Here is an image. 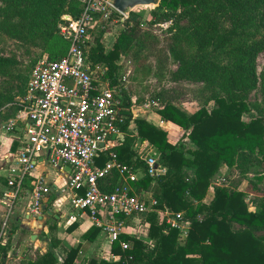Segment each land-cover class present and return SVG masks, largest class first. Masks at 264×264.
<instances>
[{
	"label": "trees",
	"instance_id": "1",
	"mask_svg": "<svg viewBox=\"0 0 264 264\" xmlns=\"http://www.w3.org/2000/svg\"><path fill=\"white\" fill-rule=\"evenodd\" d=\"M81 10L80 0H0V34L31 47L49 49L47 57L58 59L68 49L59 30L62 16L76 17ZM153 17L154 22L173 20L169 52L178 64L170 71L176 84L154 96L163 105L157 112L163 120L184 128L193 147L173 143L165 129L144 118L136 119L137 137H125L116 151L119 160L129 165L135 161V143L146 139L158 152L157 163L165 167L156 185L146 173L134 183L138 190L151 189L157 201L153 210L141 217L149 223L153 246L123 234L120 240L132 242L131 247L123 250L120 241L114 242L112 252L120 258L101 264H264V197L256 209H250L242 191L215 186L212 200L204 203L221 166H237L241 156L255 157L257 153L264 162V118L258 114L244 119L251 111L248 94L258 82L257 57L264 50V33L258 40L248 29L257 23L264 29V0H161ZM184 19L186 26L176 28V22ZM136 39L145 46L156 44L155 36L142 34L139 14L131 12L110 50L100 36L89 42L88 60L92 67L104 65L102 78L110 86L120 85L122 67L116 61ZM164 59L167 54L164 58L157 51L159 73L165 67ZM16 63L15 58L0 56V73L10 76ZM182 80L198 86L187 88L178 84ZM26 82L19 77V92L9 93L8 101H17V95L24 97ZM187 94L200 104L192 114L177 107L181 95ZM21 107L23 104L17 108ZM127 114L132 118L131 112ZM187 167L194 168L193 178L187 174ZM111 181L116 182V175ZM165 207L184 212L189 230L183 243L178 241V230L160 222L158 211ZM99 232L100 228L92 225L84 238L93 240ZM9 250V240L7 244L0 242V264H6ZM77 253L78 248L71 249L65 264H72ZM56 263L50 249L22 262Z\"/></svg>",
	"mask_w": 264,
	"mask_h": 264
},
{
	"label": "built area",
	"instance_id": "2",
	"mask_svg": "<svg viewBox=\"0 0 264 264\" xmlns=\"http://www.w3.org/2000/svg\"><path fill=\"white\" fill-rule=\"evenodd\" d=\"M80 1L81 13L76 17L64 14L59 24L60 34L68 42L66 53L58 59L43 56L35 62L26 82L22 110L0 127L1 136L17 129L24 131L16 158L7 168V185L0 196L4 208L0 221L1 244H7L10 239L11 217L23 182L35 169L43 152L47 153V162L53 168L67 170L66 187L71 192L72 208L100 228L111 246L120 241L123 250L129 249L131 245L121 241V235L129 236L131 222L133 224L137 217L147 214L157 204L151 190H138L134 185L146 173L153 178L154 186L156 178L165 171V167L157 163L155 147L146 139H138L135 161L129 165L119 160L116 151L125 137H137L132 104L126 105L129 101L127 79L132 69H123L126 58L121 55L116 61L122 67L120 85L112 87L108 81L96 79L97 72L104 66L92 67L87 53L95 16L108 17L117 12L128 18L131 9L121 12L112 5V0ZM172 24V19L156 21L154 32L171 33ZM162 106L157 99L142 105L150 110ZM127 112L132 113V118L128 119ZM115 175L116 182L112 183ZM221 181L210 186L226 182L225 178ZM50 191L46 177L37 178L31 192L32 216L38 217L44 212V199ZM158 215L161 223L178 230L179 241L186 239L189 222L182 211L165 207ZM140 226L146 227L145 237L149 225L146 221L139 224V231ZM136 236L140 238L141 233L137 231ZM58 253V264H64L66 255ZM9 259L20 263L23 260L21 249L12 247L7 254Z\"/></svg>",
	"mask_w": 264,
	"mask_h": 264
},
{
	"label": "rangeland",
	"instance_id": "3",
	"mask_svg": "<svg viewBox=\"0 0 264 264\" xmlns=\"http://www.w3.org/2000/svg\"><path fill=\"white\" fill-rule=\"evenodd\" d=\"M155 8L156 6L149 5L136 6L134 9L129 11V14L131 12L139 14V20L142 26V34L144 35L145 33L151 36L153 35V37L155 36L156 40V44L154 45L151 43L150 47L149 45L145 46V43L140 39H136L130 46V49L124 53L126 63H123V69H132V72L127 79V93L131 104H134L135 106H142L145 103L150 102L154 99V96L160 93L163 89L169 88L170 86L176 84L175 81L172 80L170 73V71L176 70L178 66L173 56L169 52V44L171 42L172 33L158 35L154 32L153 12L155 11ZM186 24L187 21L185 19L179 20L176 22V28L180 26H186ZM126 26L127 18H124L122 15L111 14L107 17L103 14H98L91 23L90 36L92 40L100 36L105 44L106 50L108 51L112 48L120 31ZM248 32L253 38L259 40L264 33V29L261 27L260 23H257L249 28ZM157 51H160L164 55V58L165 54H167V59H164L165 67L162 68L160 73L158 70ZM49 53V49L31 47L29 45L20 43L5 34H0V56L15 58L17 60V63L10 70V76L0 73V127L7 119L18 115L22 110L17 108L22 104V96L17 95V101L15 102H10L7 99L9 93L18 94L19 91L17 86L19 85V77H23L28 80L32 65L43 56H48ZM100 70L101 71L97 72V80H103L102 74L104 73L103 71H105V67L101 68ZM257 72V85L248 94V102L251 106V111L244 115L246 120L255 118L258 114L262 115L264 118V50L259 51L257 57ZM179 83L184 84L187 86V88L198 86L197 83L187 80H182L178 82V84ZM179 100L195 101L192 99L190 94L181 95ZM139 113L142 116L144 111H139ZM136 121L137 120L134 119L135 124H137ZM260 159V153H257L255 157L241 156L237 166H234L233 169H226L224 171L219 170V172L215 174L213 181L220 182L223 178H225L226 182L223 183L224 185L220 186L237 190L240 188V190L245 195V200L248 199L246 202L249 205V208L256 209L258 200L264 197V162L260 161ZM255 178L258 179V183L253 180ZM242 179L251 180V182L254 184L249 183L247 186L245 185L246 188H244L243 191L241 186H239ZM250 191L255 192L256 196L251 197L248 195L247 192ZM205 198L209 199L207 194ZM204 203H206L205 200ZM206 204H208V202ZM2 214L3 212L0 214V221ZM138 222H140L139 224L145 223L144 220H141V217H137L133 221V224L132 222L131 225L129 224V236L138 238L136 236V232L138 231V233H141V236L138 239H141L144 245L146 244L148 247L153 246V241L148 236L149 228L147 230V235L144 237V231H146V227L140 226L141 231H139L140 229L138 227ZM50 223L52 227L51 229L53 230L48 234L41 230L43 227L39 231L30 230L29 232H25L18 226L11 225L12 232L9 239L10 249H12V247L21 248L25 261L40 256L42 252L50 249L57 258V264L59 254L58 250H62L65 255H68L70 250L73 248H78V253L72 264L75 262L76 264H101L102 261L113 262L120 258L119 255H116L112 252V248H109L106 236L103 234L100 235V232L93 240L88 241L84 238V234L89 230V227L84 233H82V235L81 233L79 234L82 241L75 244V241H73L72 238L67 239V234L72 233L77 228L79 224L78 222H73L71 220L69 221L68 218H65L63 222L58 223L56 220L54 221L49 219L42 226H48ZM33 232L34 234H37L41 240V244L38 243L37 246L34 244L37 242V238L32 240L29 238V233ZM84 240L86 241L85 243L83 242ZM70 242L73 243L71 244ZM89 243H98V248L94 249V247L90 246ZM179 243H183V241H179ZM129 244L132 245V242H129ZM84 245L86 246L83 248L81 253V247ZM77 258H79V260H76ZM6 264H12V261H8Z\"/></svg>",
	"mask_w": 264,
	"mask_h": 264
},
{
	"label": "crops",
	"instance_id": "4",
	"mask_svg": "<svg viewBox=\"0 0 264 264\" xmlns=\"http://www.w3.org/2000/svg\"><path fill=\"white\" fill-rule=\"evenodd\" d=\"M131 106L133 108L135 119L140 118L141 114L139 113V111H144L141 118H144L148 120L149 122H152L156 126L165 129L167 132V137L169 141L173 143L182 142L186 148L193 147L191 141L186 135L187 134L186 130L171 121L163 120L160 114L157 112V110L155 111L152 109L151 110L145 109L141 105L135 106L134 104H132ZM177 107L183 110L184 112H186L187 114H192L196 110H198L200 106L198 102L196 101H181L177 103ZM23 134H24L23 130L17 129L11 132L10 134H7V136L0 135V196H1L3 189L7 185V178H6L7 168L11 165V163H13L14 159L16 158ZM155 151L158 157V152L156 148H155ZM233 168L234 166L228 167L226 165H223L221 166L219 170L224 171L226 169H233ZM66 171H67L66 169L57 170L53 168L47 162V153L43 152V154L39 157L38 162L36 163L35 169L25 178L23 182L21 192H20V198L16 206L14 207V210L12 213L11 225L18 226L20 229H22L25 232H29L30 230L39 231L43 227L41 230L44 233L48 234L50 231L53 230L51 229L52 228L51 223L48 226L47 225L42 226L44 223H46L49 219H52L54 221L56 220L59 223V222H63L65 218H68L69 221L70 220L73 222L75 221V222H78L79 224L72 233L67 234V239L72 238V240L75 241L74 242L75 244L82 241L81 236L79 234L81 233L82 235V233H84L93 224L87 217L81 216L76 210L72 208L71 203H70L71 192L66 187L67 186ZM186 171L190 178H193L195 176V170L193 167H187ZM41 176L46 177V181L50 185L51 191L44 199V207H45L44 212L41 214V217L40 216L37 217V216H32V214L30 213V206L32 204L31 203V192H32V188L37 178ZM253 180L258 183V179L255 178ZM216 183L217 181H213V180L211 182V184H216ZM249 183H252L251 180L242 179L239 186H241L242 190L244 191V188H246L245 185L247 186ZM257 185H261V184H257ZM213 190H214V187L212 186L209 187L208 192H207V197H209V199L208 198L204 199L206 203L207 202L210 203V201L212 200ZM247 193L251 197L256 196V193L253 191H250ZM3 211H4V208L2 207L0 203V214ZM48 211H51L52 213L49 214ZM99 234L101 235L103 233L100 232ZM33 235H35V238H37V242L34 243L35 246H37L38 243L41 244V240L39 239V236L37 234H34V232L29 233V238L32 240ZM83 242L85 243L86 241L84 240ZM70 243L72 244L73 242H70ZM89 244L90 246H93L94 249L98 248V243L96 244L89 243ZM108 245H109V248H112L109 241H108ZM85 246L86 245L81 247V253ZM46 251L47 250L42 252L41 255L45 253ZM58 252H62V250H58ZM62 253L65 254L64 252ZM37 257L32 258V260L36 259ZM76 260H79V258H77ZM8 261H12V264H22V262H24L25 260L23 258V260L20 263H18V261L13 262V260L11 259L7 260V262ZM74 264H76V262Z\"/></svg>",
	"mask_w": 264,
	"mask_h": 264
},
{
	"label": "water",
	"instance_id": "5",
	"mask_svg": "<svg viewBox=\"0 0 264 264\" xmlns=\"http://www.w3.org/2000/svg\"><path fill=\"white\" fill-rule=\"evenodd\" d=\"M161 0H112V5L121 12H126L129 9H134L136 6H157ZM43 210L45 207L43 206ZM51 214V211H48ZM41 217V216H40ZM35 239V235L32 236Z\"/></svg>",
	"mask_w": 264,
	"mask_h": 264
}]
</instances>
